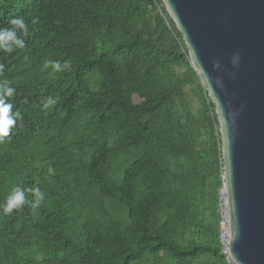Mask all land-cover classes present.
Wrapping results in <instances>:
<instances>
[{"label":"trees","instance_id":"trees-1","mask_svg":"<svg viewBox=\"0 0 264 264\" xmlns=\"http://www.w3.org/2000/svg\"><path fill=\"white\" fill-rule=\"evenodd\" d=\"M17 17L25 47L0 51L23 116L0 144V264H227L218 119L162 1L0 0V28ZM16 186L44 202L5 215Z\"/></svg>","mask_w":264,"mask_h":264},{"label":"water","instance_id":"water-1","mask_svg":"<svg viewBox=\"0 0 264 264\" xmlns=\"http://www.w3.org/2000/svg\"><path fill=\"white\" fill-rule=\"evenodd\" d=\"M161 1L215 107L229 254L264 264V0Z\"/></svg>","mask_w":264,"mask_h":264},{"label":"clouds","instance_id":"clouds-1","mask_svg":"<svg viewBox=\"0 0 264 264\" xmlns=\"http://www.w3.org/2000/svg\"><path fill=\"white\" fill-rule=\"evenodd\" d=\"M11 27L0 28V51L11 54L16 49L25 47V39L29 36V27L22 17L10 20ZM33 24L37 23L34 19ZM238 55V54H237ZM52 66L54 71L61 72L71 67L70 62L65 61L63 65L59 61H48L45 67ZM5 64L0 63V75L4 73ZM16 89L8 86L7 81L0 83V144L5 142L6 138H11L13 129L17 126V122L23 120L20 111L13 112V104L8 102V98L13 97ZM57 104V100L49 96L44 107L50 108ZM49 174H54V169L48 168ZM31 192L34 200H26L25 193ZM45 193L39 187L33 186L24 189L16 186L12 189L11 194L7 197L6 202L2 205L5 215L11 214L14 210L21 211L26 204H30L32 209H38L44 202Z\"/></svg>","mask_w":264,"mask_h":264},{"label":"built area","instance_id":"built-area-1","mask_svg":"<svg viewBox=\"0 0 264 264\" xmlns=\"http://www.w3.org/2000/svg\"><path fill=\"white\" fill-rule=\"evenodd\" d=\"M222 197L220 204V223H219V241L222 249V253L225 255L227 264H236L229 254V243H230V224H229V213L227 209L225 194L221 191Z\"/></svg>","mask_w":264,"mask_h":264},{"label":"bare ground","instance_id":"bare-ground-1","mask_svg":"<svg viewBox=\"0 0 264 264\" xmlns=\"http://www.w3.org/2000/svg\"><path fill=\"white\" fill-rule=\"evenodd\" d=\"M2 9H4V8H2ZM5 23V22H4ZM18 50V49H17ZM20 55L21 54H19V57H20ZM4 58V57H3ZM23 61V60H22ZM23 63V62H22ZM4 64V63H3ZM14 64H12V66H13ZM19 66V65H18ZM17 67V66H16ZM79 73V72H78ZM97 85V84H96ZM87 91V90H86ZM85 91V92H86ZM79 95V94H78ZM108 95V94H107ZM80 97H81V95H79ZM79 98V97H78ZM103 98V97H102ZM109 99V98H108ZM210 100V99H209ZM91 104V103H90ZM89 104V105H90ZM212 105V104H211ZM85 106V105H84ZM93 106V105H92ZM214 106V105H213ZM83 107V106H82ZM81 107V108H82ZM88 107H90V106H88ZM86 108V107H85ZM93 108V107H92ZM104 109V108H103ZM111 109V108H110ZM127 110V109H126ZM214 110V109H213ZM129 111V110H128ZM105 112V111H104ZM125 112V111H124ZM84 113V112H83ZM102 113V112H101ZM89 114V113H88ZM79 115V114H78ZM119 115H121V114H119ZM131 115V114H130ZM91 116V115H90ZM98 116V115H97ZM129 116V115H128ZM86 117H87V115H86ZM89 118V117H88ZM103 118H106V117H104V115H103ZM109 118V117H108ZM95 120V119H94ZM98 120V119H97ZM100 121V120H99ZM122 121V120H121ZM127 121H128V119H127ZM118 122V121H117ZM217 122V121H216ZM119 123V122H118ZM121 123V122H120ZM127 123V122H126ZM28 124V123H27ZM40 124V123H39ZM86 124V123H85ZM111 124V123H110ZM129 124V123H128ZM35 125H37V123L35 124ZM42 125H44V124H42ZM49 125V124H48ZM52 125V124H51ZM124 125V124H123ZM130 125V124H129ZM28 126V125H27ZM27 126H25L24 128H26ZM87 126V125H86ZM36 127V126H35ZM81 127V126H80ZM96 127V126H95ZM28 128V127H27ZM46 128V127H45ZM49 128H51V127H49ZM136 128V127H135ZM30 129V128H29ZM32 129H34V128H32ZM89 129V128H88ZM38 130V129H37ZM51 130V129H50ZM80 130H81V128H80ZM33 131V130H32ZM57 131V130H56ZM35 132V131H34ZM85 132V131H84ZM114 132V131H113ZM112 133V132H111ZM33 134V133H32ZM43 134V133H42ZM47 135V134H46ZM92 135V134H91ZM124 135H126V133L124 134ZM106 136V135H105ZM104 137V136H103ZM112 137V136H111ZM109 138V137H108ZM114 138H115V136H114ZM123 137H121V140H120V142H122L123 141V139H122ZM112 139H113V137H112ZM52 140V139H51ZM114 140V142H115V139H113ZM119 140V139H118ZM126 140V139H125ZM133 140V139H132ZM46 141V140H45ZM98 141V140H97ZM117 141V140H116ZM127 141V140H126ZM88 142V141H87ZM106 143H107V141H105ZM97 143V142H96ZM102 143V142H101ZM101 143H99V144H101ZM125 143V142H124ZM128 143V142H127ZM44 144H46V143H44ZM52 144V143H51ZM98 144V143H97ZM96 144V145H97ZM131 144V143H130ZM94 146H95V144H93ZM103 145V144H102ZM120 145V144H119ZM123 145H125V144H122V146H121V148L123 147ZM112 146H114V145H112ZM127 146V145H126ZM130 146V148H131V150H132V147H131V145H129ZM88 147V146H87ZM96 147H98V146H96ZM101 147V146H100ZM115 147H117L116 145H115ZM91 148V147H90ZM95 147H93V149H94ZM89 149V148H88ZM113 149V148H112ZM127 149V148H126ZM125 148H124V150H126ZM121 149H119V151H120ZM91 151V150H90ZM103 150H102V147H101V152H102ZM118 151V150H117ZM95 152V151H94ZM100 152V151H99ZM122 152L123 153H125V151H123V149H122ZM101 154V153H100ZM100 154H98L97 153V155H99V157H100ZM102 154H103V152H102ZM128 154V153H127ZM130 154V153H129ZM31 155V154H30ZM58 155V154H57ZM124 155V154H123ZM133 155V154H132ZM102 156V155H101ZM114 156H115V154H114ZM125 156H126V154H125ZM134 157V156H133ZM129 158V157H128ZM112 159V158H111ZM135 160V159H134ZM129 161V160H128ZM138 162V161H137ZM123 163V162H122ZM130 164V163H129ZM133 164V163H132ZM33 165H35V164H33ZM134 166V165H133ZM43 168V167H42ZM46 171H48V170H46ZM123 218V217H122Z\"/></svg>","mask_w":264,"mask_h":264},{"label":"rangeland","instance_id":"rangeland-1","mask_svg":"<svg viewBox=\"0 0 264 264\" xmlns=\"http://www.w3.org/2000/svg\"><path fill=\"white\" fill-rule=\"evenodd\" d=\"M221 198H223V197H222V193H221Z\"/></svg>","mask_w":264,"mask_h":264}]
</instances>
